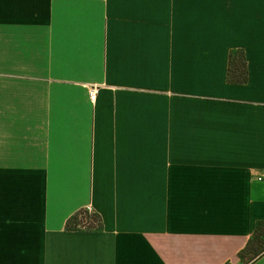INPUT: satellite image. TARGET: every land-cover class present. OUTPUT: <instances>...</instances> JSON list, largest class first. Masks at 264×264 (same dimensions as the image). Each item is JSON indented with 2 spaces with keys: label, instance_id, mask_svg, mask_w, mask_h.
I'll list each match as a JSON object with an SVG mask.
<instances>
[{
  "label": "crops",
  "instance_id": "obj_1",
  "mask_svg": "<svg viewBox=\"0 0 264 264\" xmlns=\"http://www.w3.org/2000/svg\"><path fill=\"white\" fill-rule=\"evenodd\" d=\"M263 169L264 0H0V264H264Z\"/></svg>",
  "mask_w": 264,
  "mask_h": 264
},
{
  "label": "trees",
  "instance_id": "obj_2",
  "mask_svg": "<svg viewBox=\"0 0 264 264\" xmlns=\"http://www.w3.org/2000/svg\"><path fill=\"white\" fill-rule=\"evenodd\" d=\"M229 76L233 82H246L248 80V67L243 50H232L230 54ZM104 227L102 216L100 213L90 208H81L67 221V228L70 230H99ZM264 231V228L258 226V230ZM255 239L250 240L247 247L240 252V255L245 256L253 249ZM255 256H260L264 253L258 248L252 252ZM254 257V256H253Z\"/></svg>",
  "mask_w": 264,
  "mask_h": 264
},
{
  "label": "built area",
  "instance_id": "obj_3",
  "mask_svg": "<svg viewBox=\"0 0 264 264\" xmlns=\"http://www.w3.org/2000/svg\"><path fill=\"white\" fill-rule=\"evenodd\" d=\"M90 97H91L92 100H96V97H97V90H96V88L90 89ZM257 179L259 181L264 182V169L257 174Z\"/></svg>",
  "mask_w": 264,
  "mask_h": 264
},
{
  "label": "rangeland",
  "instance_id": "obj_4",
  "mask_svg": "<svg viewBox=\"0 0 264 264\" xmlns=\"http://www.w3.org/2000/svg\"><path fill=\"white\" fill-rule=\"evenodd\" d=\"M91 209V208H90ZM261 250L260 251H263L264 250V243L260 245L259 247ZM253 256V255H250V257Z\"/></svg>",
  "mask_w": 264,
  "mask_h": 264
}]
</instances>
